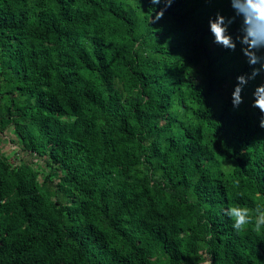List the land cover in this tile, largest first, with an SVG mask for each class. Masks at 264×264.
<instances>
[{
    "label": "trees",
    "instance_id": "trees-1",
    "mask_svg": "<svg viewBox=\"0 0 264 264\" xmlns=\"http://www.w3.org/2000/svg\"><path fill=\"white\" fill-rule=\"evenodd\" d=\"M218 12L235 15L228 0H0V264H264V227L224 215L264 208L263 82L233 107L252 69L213 43Z\"/></svg>",
    "mask_w": 264,
    "mask_h": 264
},
{
    "label": "clouds",
    "instance_id": "clouds-1",
    "mask_svg": "<svg viewBox=\"0 0 264 264\" xmlns=\"http://www.w3.org/2000/svg\"><path fill=\"white\" fill-rule=\"evenodd\" d=\"M153 4L161 3V0H151ZM166 7H170L173 0H164ZM233 12L232 17H225L219 12L214 18L208 21L209 30L214 37L213 43L225 49L235 51L237 43L241 47V52L247 59L250 74L237 77L231 101L234 108H238L244 101L242 92L250 80L264 74V55H259L264 51V0H228ZM163 17L161 10L156 20ZM240 19L238 35L233 38L229 33V27ZM252 107L259 109L264 117V83L258 85L253 93ZM260 127L264 128V118L260 120ZM224 215L232 221V228L237 233L248 230V226L256 232H260L264 227V208L257 206L251 209L240 204L229 205Z\"/></svg>",
    "mask_w": 264,
    "mask_h": 264
},
{
    "label": "rangeland",
    "instance_id": "rangeland-1",
    "mask_svg": "<svg viewBox=\"0 0 264 264\" xmlns=\"http://www.w3.org/2000/svg\"><path fill=\"white\" fill-rule=\"evenodd\" d=\"M238 31H239V29H237V33H238ZM261 54H264V51H262L261 52ZM259 79L264 83V74H261L260 76H259ZM6 138H9V137H11V132H10V130L9 131H7L6 132ZM4 140H7V139H4ZM1 149H2V151L6 154V155H8V156H12V151H13V149H17V147L16 146H14L11 142H9L8 140L7 141H5V142H3L2 143V146H1ZM23 160L25 161V162H29L30 161V158L28 157V156H25V157H23ZM203 264H208V263H203Z\"/></svg>",
    "mask_w": 264,
    "mask_h": 264
}]
</instances>
